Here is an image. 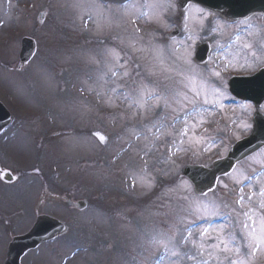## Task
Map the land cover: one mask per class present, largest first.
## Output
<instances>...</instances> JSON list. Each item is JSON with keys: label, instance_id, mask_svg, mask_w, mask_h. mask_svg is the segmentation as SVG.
<instances>
[{"label": "rangeland", "instance_id": "1", "mask_svg": "<svg viewBox=\"0 0 264 264\" xmlns=\"http://www.w3.org/2000/svg\"><path fill=\"white\" fill-rule=\"evenodd\" d=\"M180 1L171 0L175 7L168 10L125 11L118 6L158 0H100L111 10L96 9L89 19L77 0H0V100L13 116L0 146L12 155L7 167L20 175L11 184L0 176V264L12 236L27 232L40 214L68 229L23 264H154L160 256L159 264H197V258L228 264L224 257L237 259L234 252L212 245L227 238L243 258L250 237L260 235L264 146L221 176L207 196L195 193L182 169L211 167L255 132V104L234 97L229 83L232 75L264 67V15L228 22L197 4L181 11ZM176 29L177 37L169 35ZM24 36L35 39L37 52L20 64ZM199 43L212 50L202 65L194 61ZM159 44L165 45L162 66L153 52ZM142 85L166 95L168 107L164 100L144 103ZM81 200L88 202L84 209ZM247 259L264 264V245Z\"/></svg>", "mask_w": 264, "mask_h": 264}, {"label": "water", "instance_id": "2", "mask_svg": "<svg viewBox=\"0 0 264 264\" xmlns=\"http://www.w3.org/2000/svg\"><path fill=\"white\" fill-rule=\"evenodd\" d=\"M189 3H197L207 9L213 10L230 20L246 19L256 13L264 14V0H182L180 9H185ZM178 31L171 34L177 36ZM20 59L24 62L31 60L36 52L35 40L25 37L22 40ZM210 45H198L195 55L196 60L203 64L208 59ZM231 90L241 98L251 99L261 105L264 101V70L256 76L231 81ZM255 132L233 146L225 159L214 162L213 168H204L199 165L187 166L185 174L194 182L197 193L207 192L215 186L220 175L230 172L236 164L259 147L264 146V115L256 113ZM11 120L8 110L0 104V132ZM65 230V226L58 220L39 217L38 222L30 233L17 236L10 243L8 259L5 264H21L20 259L28 249L35 248L39 243L50 240Z\"/></svg>", "mask_w": 264, "mask_h": 264}, {"label": "snow or ice", "instance_id": "3", "mask_svg": "<svg viewBox=\"0 0 264 264\" xmlns=\"http://www.w3.org/2000/svg\"><path fill=\"white\" fill-rule=\"evenodd\" d=\"M77 6L80 7H84L87 10V15L89 19L93 18L94 12L96 9H100L103 10L105 8H107L109 11L112 8L111 4H105L100 2V0H77ZM119 8L127 11L129 8L135 7L137 9L142 8V7H146L148 9H160V10H168L171 8L175 7V4H173L171 2V0H158V2L156 3H147L146 5L143 4H132V3H124L122 5L118 6ZM151 12H140L139 16L140 17H150L151 16ZM139 18V17H138ZM109 22H111V16L108 17ZM137 32H139V29L136 30ZM244 47L251 49L252 45L251 44H245ZM164 48L165 45L163 44H159V45H153V52L156 56L157 62L162 66L165 61L163 60V52H164ZM135 50V49H134ZM108 54L110 56H112L113 60L116 62V64L121 67L124 68L126 67V65L124 64H119V55L114 53L112 50H109ZM253 55H255V52H253ZM177 60L181 59V57H176ZM187 63L190 64V61H186ZM167 71H174L175 69L173 68H168L166 69ZM190 73H194L195 70L194 69H190L189 70ZM108 72L111 73L112 77H116L117 76V72L115 70H113L112 66L110 65L108 68ZM149 74L150 75H155V72L153 70H149ZM108 75V73H105L103 76L100 77V79H103L104 76ZM123 75L125 77H127L129 75L128 71H125L123 73ZM216 76H219L220 73L219 72H215ZM113 92L116 91V89H112ZM145 91H147V97L144 96ZM178 95V93H177ZM140 96H141V100L146 103L147 98H152V99H156L157 102H159L160 100H164V107L167 108L168 107V97L162 93H159L155 90H148L147 86L142 85L141 89H140ZM124 99H129V96L127 94L124 95ZM207 101H205L206 103ZM157 106H159V103H157ZM188 115L185 114L184 117V123L185 125H187L188 122ZM159 123V122H158ZM157 125L154 124L153 127H156ZM181 135H187V128H185V130L181 133ZM99 139L101 141H103L105 138L103 136H100ZM245 179H247V177H245ZM226 187V186H225ZM209 190L211 191V187L209 188ZM240 200L237 201L238 203H243L244 200V196H243V188L240 189ZM261 195L264 196V191L261 192ZM201 196H207L206 192H201ZM249 199H251V197H249ZM261 207H264V205H261ZM244 215L248 216L249 220H252V217L249 216L248 213H245ZM203 218V217H202ZM252 223L254 224L255 221L252 220ZM261 224V228H260V235L257 237L255 235H252L250 238L254 243H249L247 245V249L248 251L245 252L243 254V258H241L242 253H241V247L234 245L232 243H230V241L225 238V239H221L219 241V243L212 245V247H214L215 249H217L219 252H223V253H229V252H234L235 256L237 257V259H231L228 256H225L224 259L226 261H228V264H250V261L247 259L248 255L251 256H255L257 251H259L260 246L264 245V218L261 219L260 221ZM245 228H247V225H244ZM208 232V229L205 228L203 230V232H201V236H204L206 233ZM189 236L192 235L191 232L188 233ZM210 239H214V238H210ZM170 240H175V235H173L172 237H170ZM222 245V247H221ZM163 247H165V250L167 251V245H163ZM200 249H201V254L203 252L204 246L200 245ZM172 256H178L180 255L178 250H173L171 253ZM164 257L160 256L158 259L154 260V264H159V261L162 260ZM189 259H193L194 256H189ZM202 264H208V261H203Z\"/></svg>", "mask_w": 264, "mask_h": 264}, {"label": "bare ground", "instance_id": "4", "mask_svg": "<svg viewBox=\"0 0 264 264\" xmlns=\"http://www.w3.org/2000/svg\"><path fill=\"white\" fill-rule=\"evenodd\" d=\"M201 260L203 261V258H197L196 263L201 264ZM182 264H190V263H189L188 259H186Z\"/></svg>", "mask_w": 264, "mask_h": 264}, {"label": "flooded vegetation", "instance_id": "5", "mask_svg": "<svg viewBox=\"0 0 264 264\" xmlns=\"http://www.w3.org/2000/svg\"><path fill=\"white\" fill-rule=\"evenodd\" d=\"M23 232H21V234H22Z\"/></svg>", "mask_w": 264, "mask_h": 264}]
</instances>
